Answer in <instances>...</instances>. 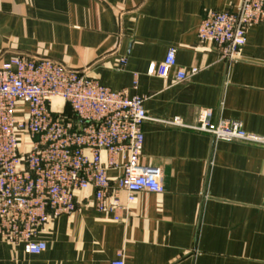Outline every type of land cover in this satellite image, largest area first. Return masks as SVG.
<instances>
[{
	"label": "crops",
	"instance_id": "1",
	"mask_svg": "<svg viewBox=\"0 0 264 264\" xmlns=\"http://www.w3.org/2000/svg\"><path fill=\"white\" fill-rule=\"evenodd\" d=\"M238 2L0 0V73L13 56L50 57L144 96L152 119L143 124L141 161L160 167L164 184L118 212L98 211L87 191L42 230L44 252L0 238V264H111L121 250L126 264H264V20L249 26L237 60L198 38L209 10ZM171 47L170 76L149 74ZM201 107L261 140H219L171 122L193 124ZM120 199L127 204L125 193Z\"/></svg>",
	"mask_w": 264,
	"mask_h": 264
},
{
	"label": "built area",
	"instance_id": "2",
	"mask_svg": "<svg viewBox=\"0 0 264 264\" xmlns=\"http://www.w3.org/2000/svg\"><path fill=\"white\" fill-rule=\"evenodd\" d=\"M263 20L264 0H239L231 10H209L198 38L222 58L237 60L247 29ZM176 52L169 48L163 63L151 64L148 73L168 78ZM175 77L185 80L188 72L178 69ZM56 100L63 102L62 109L54 108ZM144 102V96L113 90L50 57L19 55L5 62L0 73V238L39 254L48 247L42 230L55 217L74 212L85 192L93 194L102 212L127 210L142 191L163 192L162 169L141 161L143 124L152 119ZM212 117L211 109L201 107L193 124L178 117L171 122L219 140H261L239 121ZM111 264H126L122 250Z\"/></svg>",
	"mask_w": 264,
	"mask_h": 264
},
{
	"label": "rangeland",
	"instance_id": "3",
	"mask_svg": "<svg viewBox=\"0 0 264 264\" xmlns=\"http://www.w3.org/2000/svg\"><path fill=\"white\" fill-rule=\"evenodd\" d=\"M62 107H63V102L61 101H59V100H56L55 102H54V108L55 109H62ZM68 112H70V111H68Z\"/></svg>",
	"mask_w": 264,
	"mask_h": 264
}]
</instances>
